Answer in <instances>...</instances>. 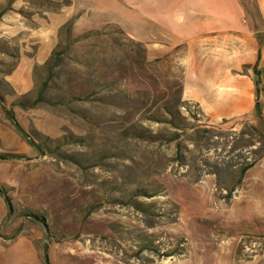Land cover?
I'll return each mask as SVG.
<instances>
[{"label":"rangeland","instance_id":"obj_1","mask_svg":"<svg viewBox=\"0 0 264 264\" xmlns=\"http://www.w3.org/2000/svg\"><path fill=\"white\" fill-rule=\"evenodd\" d=\"M98 3L35 68L0 34V264H264V125L211 121Z\"/></svg>","mask_w":264,"mask_h":264},{"label":"crops","instance_id":"obj_2","mask_svg":"<svg viewBox=\"0 0 264 264\" xmlns=\"http://www.w3.org/2000/svg\"><path fill=\"white\" fill-rule=\"evenodd\" d=\"M88 1L0 0V34L17 38L27 51L35 45L34 53L25 51L20 58L35 68L49 57L62 26L84 14ZM95 1L122 19L124 31L145 42L149 55L177 57L182 97L211 121L254 114V66L264 84V0ZM18 68L6 81L25 92L32 79L24 88Z\"/></svg>","mask_w":264,"mask_h":264},{"label":"trees","instance_id":"obj_3","mask_svg":"<svg viewBox=\"0 0 264 264\" xmlns=\"http://www.w3.org/2000/svg\"><path fill=\"white\" fill-rule=\"evenodd\" d=\"M247 66L244 67V69H246ZM253 74H254V84H255V95H256V100H255V105H254V118L262 123V125H264V119H263V116H262V105H263V102H264V84L262 83L261 79H260V73L259 71L257 70V67L254 66L253 67ZM1 85V84H0ZM43 86L45 85L42 84ZM1 101H2V98H1ZM6 116L10 119V121L12 122V124L14 125V127L22 133V130L19 128L18 124L15 122L14 120V115H13V112L12 111H7L6 112ZM253 129H256V127H254ZM23 136H25V134H22ZM263 139H264V136H263ZM9 155L7 156H2L4 158L8 157ZM264 156V153H261L259 156H258V159H260L261 157ZM257 159L253 160L251 163L247 164L243 169H242V172H241V176L243 175V173L251 168L255 163H256ZM0 193L4 194L1 190H0ZM231 193V190H229V195ZM7 200V199H6ZM46 263L48 264V261L46 260Z\"/></svg>","mask_w":264,"mask_h":264}]
</instances>
